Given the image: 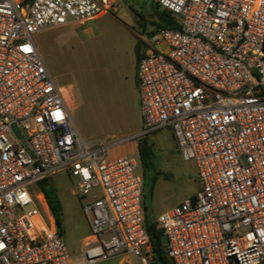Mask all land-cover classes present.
<instances>
[{
  "label": "built area",
  "instance_id": "1",
  "mask_svg": "<svg viewBox=\"0 0 264 264\" xmlns=\"http://www.w3.org/2000/svg\"><path fill=\"white\" fill-rule=\"evenodd\" d=\"M179 23L147 34L137 67L143 134L171 129L197 192L155 219L173 264H264V0H156ZM111 0H0V264H73L45 194L65 170L91 232L83 258L154 264L144 177L87 139L36 34L86 25ZM16 124L20 135L13 125Z\"/></svg>",
  "mask_w": 264,
  "mask_h": 264
},
{
  "label": "rangeland",
  "instance_id": "2",
  "mask_svg": "<svg viewBox=\"0 0 264 264\" xmlns=\"http://www.w3.org/2000/svg\"><path fill=\"white\" fill-rule=\"evenodd\" d=\"M153 10L151 0H120L83 28L73 24L48 27L35 37L55 80L71 94L70 106L79 131L87 139L113 143L109 157L131 155L140 162L139 171L145 180L143 204L149 216L156 219L165 209L193 195L199 182L195 164L181 156L168 129L143 134L139 87L129 50L133 37L125 22L145 33L142 26L148 30L155 27ZM144 136L153 150L145 168L138 150ZM50 178L61 201L63 238L73 264H136L128 255L85 260L82 251L91 226L82 198L73 193L76 180L65 170ZM31 190L39 193V183Z\"/></svg>",
  "mask_w": 264,
  "mask_h": 264
},
{
  "label": "trees",
  "instance_id": "3",
  "mask_svg": "<svg viewBox=\"0 0 264 264\" xmlns=\"http://www.w3.org/2000/svg\"><path fill=\"white\" fill-rule=\"evenodd\" d=\"M163 20H164V23L162 27H169V28H179L180 27L176 19L167 11L164 12ZM141 57L142 55L139 53V59ZM138 150H139L141 165L145 168L149 165L152 159V156H153L152 146L150 145L149 140L148 138H146V136H144L143 138L139 140ZM50 179H51L50 177L43 179L42 181L39 182V185H40L41 191L45 194V197L47 199L51 212L55 218L57 227L60 233L63 235L62 205H61V201L59 199L58 193H57V189L55 188V186L53 185ZM155 180L156 179H154L152 182L153 184L151 188L152 195L154 193ZM143 197H145V185H144ZM144 209H145L146 230L150 236L149 246L151 250L154 251L155 253L158 250L162 251V260L160 261L156 257L154 260V264H173L166 250V238H165V235L162 229H160L157 226L155 219L149 216L146 205H144Z\"/></svg>",
  "mask_w": 264,
  "mask_h": 264
},
{
  "label": "crops",
  "instance_id": "4",
  "mask_svg": "<svg viewBox=\"0 0 264 264\" xmlns=\"http://www.w3.org/2000/svg\"><path fill=\"white\" fill-rule=\"evenodd\" d=\"M118 1H120V0H112L111 2L113 3V2H118ZM152 1V6H153V14H152V18H153V23H154V25H155V27L153 28V29H151V30H148V29H146L145 27H141V28H143L144 29V31H145V33H142V34H140L138 31H136L135 29H134V26L133 25H130L129 23H127V22H125V25L127 26V28L129 29V31H130V33L132 34V37H133V39L131 40V42H130V47H129V50H130V53H132V59H133V66H134V68H135V70H136V81H137V83H138V78H137V67H138V62H139V53L141 54V55H144V54H146V53H148L149 51H150V49H151V46H150V44H149V40H148V38H147V34L150 32V31H153V30H155V29H157V28H159V27H162L163 26V23H164V20H163V15H164V12L166 11V10H164V9H162L158 4H157V2H156V0H151ZM112 5V4H111ZM110 5V6H111ZM117 8H115L114 9V11L116 10ZM133 18V16H129L128 18ZM96 18V17H95ZM95 18H93L92 20H94ZM92 20H90V21H92ZM89 21V22H90ZM88 22V23H89ZM87 23V24H88ZM69 24H73V25H75L77 28H83V27H85L86 25H83V26H78L77 24H74V23H69ZM69 24H66V25H69ZM141 41L142 42H144V44L143 43H141ZM147 49H148V51H147ZM62 87H64V86H62ZM65 88V87H64ZM65 90H66V94H67V97L69 98V100H71V94L69 93V91H68V89L67 88H65ZM140 120H141V123H142V127H143V124H144V121H143V114H142V109L140 108ZM163 129H168L169 131H170V133H172V131H171V129H169V128H163ZM163 129H160V130H157V131H155V132H152V133H156V132H158V131H161V130H163ZM172 136H173V133H172ZM173 138H174V136H173ZM197 180H198V176H197ZM199 182V181H198ZM199 187H200V184H199V186H198V189H199ZM197 189V190H198ZM197 192V191H196ZM195 192V193H196ZM194 193V194H195ZM193 194V195H194ZM193 195H190V196H188V197H191V196H193ZM187 198V197H186ZM186 198H184V199H186ZM183 199V200H184ZM182 200V201H183ZM182 201H180V202H178L176 205H178V204H180ZM175 206V205H174ZM171 207H173V206H171ZM171 207H169V208H171ZM50 208V207H49ZM169 208H167V209H169ZM167 209H165V210H167ZM164 210V211H165ZM51 211V210H50ZM136 263V262H135Z\"/></svg>",
  "mask_w": 264,
  "mask_h": 264
},
{
  "label": "water",
  "instance_id": "5",
  "mask_svg": "<svg viewBox=\"0 0 264 264\" xmlns=\"http://www.w3.org/2000/svg\"><path fill=\"white\" fill-rule=\"evenodd\" d=\"M13 127H14V129L16 130V132L20 135V132H19V129H18L17 125L14 124ZM156 256H157V258L161 261V260H162V251H161V250H158V251L156 252Z\"/></svg>",
  "mask_w": 264,
  "mask_h": 264
}]
</instances>
